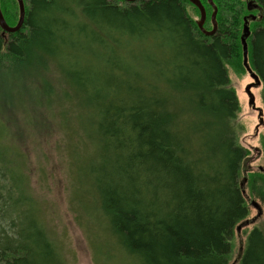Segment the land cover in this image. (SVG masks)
<instances>
[{
  "label": "trees",
  "instance_id": "1",
  "mask_svg": "<svg viewBox=\"0 0 264 264\" xmlns=\"http://www.w3.org/2000/svg\"><path fill=\"white\" fill-rule=\"evenodd\" d=\"M246 1L212 0L211 36L187 0H23L21 28L0 29V69L37 78L45 98L76 109L96 150L80 170L138 264H228L237 227L250 225L239 188L247 151L231 125L238 102L225 69L242 59V18L256 6L261 25L246 39L247 64L264 87V0ZM199 2L211 23L212 8ZM0 11L16 25V0H0ZM6 152L0 147V264H60ZM245 236L237 264H264V230Z\"/></svg>",
  "mask_w": 264,
  "mask_h": 264
},
{
  "label": "rangeland",
  "instance_id": "2",
  "mask_svg": "<svg viewBox=\"0 0 264 264\" xmlns=\"http://www.w3.org/2000/svg\"><path fill=\"white\" fill-rule=\"evenodd\" d=\"M243 1L246 8L247 1ZM210 14L206 13L204 24L207 31L212 29ZM248 16L255 17L253 21L248 20L250 34L253 23L256 27L261 25L262 12L249 10L242 18L239 40L243 19ZM190 17L197 22V10H190ZM228 27L234 37L231 43L235 45L234 30L238 25L233 22ZM231 63L234 64H225L227 87L235 93L238 102L231 125L236 131L237 144L247 151L239 173V188L249 207L247 220L250 222L232 241L233 252L228 264H237L245 234L253 227L264 230V214L257 215L259 210L252 206V203L264 206V87L251 89L253 109L245 93V87L253 81L243 68L242 59ZM34 69L41 74L43 67ZM10 74L0 69V147L7 151L9 168L24 180L27 191H23L32 197L34 216L54 245L60 264H138L120 247L99 208L98 194L89 176L80 170L94 158L96 150L92 139L79 128L76 109L56 97L45 98L33 85L37 78L24 79L17 71ZM256 108L261 110V115ZM257 179L263 185L256 183L252 189L251 184Z\"/></svg>",
  "mask_w": 264,
  "mask_h": 264
},
{
  "label": "bare ground",
  "instance_id": "3",
  "mask_svg": "<svg viewBox=\"0 0 264 264\" xmlns=\"http://www.w3.org/2000/svg\"><path fill=\"white\" fill-rule=\"evenodd\" d=\"M123 2H126V3H132V2H136L137 0H135V1H132V2H128V1H124V0H122ZM199 1V0H198ZM208 1V0H207ZM16 2H18L17 0H16ZM189 2V1H188ZM190 3V2H189ZM200 3V2H199ZM22 16H23V20H22V23H21V26H22V24H23V21H24V14H25V10H24V2H23V0H22ZM191 4V3H190ZM201 4V3H200ZM208 4H209V2H208ZM213 4V3H212ZM17 5H18V3H17ZM193 5V4H192ZM194 6V5H193ZM201 6H202V4H201ZM209 6L212 8V10H213V12H212V15H211V23H212V29L210 30V31H206L205 29H204V27H203V25H204V22H205V18H206V14H205V18H204V22L202 23L201 22V18H202V16H201V12H200V10L197 8V7H195L197 10H198V12H199V20L197 21V23H196V26H197V28L200 30V32L204 35V36H211L214 32H215V30H216V23H215V16H216V12H217V8L215 7V5L213 4V6H211L210 4H209ZM255 7V9L257 8L256 6H254ZM202 8H203V10H204V7L202 6ZM18 12H19V16H18V21H17V23H16V25L15 26H13V27H11V26H8L7 25V23L5 22V20H4V18H3V16H2V13H1V11H0V13H1V16H2V21H3V24L5 25V27L6 28H11V29H14L17 25H18V22H19V20H20V18H21V10H20V7L18 6ZM204 13H205V10H204ZM214 15V16H213ZM212 16H213V21H212ZM249 18L250 17H247V18H244L243 19V29H242V36H241V38H240V43H241V46H242V64H243V67H244V69H245V71L247 72V74L249 75V77L252 79V83L251 84H249V85H247L246 87H245V93H246V95H247V97H248V105L250 106V107H252L253 109H255V106H254V97H253V95H252V93H251V89L252 88H256L257 86H261L262 85V83H261V80L259 79V77L250 69V67L248 66V64H247V43H246V39L249 37V35H250V32H249V28H248V20H249ZM250 20H255V17H253V16H251V18H250ZM213 24L215 25V29H214V27H213ZM21 26L18 28V30L21 28ZM0 29H1V31H2V34H5V33H7V34H12V33H15V32H17L18 30H16V31H14V32H7V31H5V30H3L1 27H0ZM213 29H214V31H213ZM213 31V33L211 34V35H208V33L209 32H212ZM245 46V48H244V50H243V47ZM254 78H256L257 79V81H255V79ZM257 110H258V113H259V115H261V110H259L258 108H256ZM262 123V119H259V124H261ZM257 215H259V212H258V214ZM245 225H248V222L247 221H245V222H243L240 226H238L237 227V231L239 232Z\"/></svg>",
  "mask_w": 264,
  "mask_h": 264
},
{
  "label": "water",
  "instance_id": "4",
  "mask_svg": "<svg viewBox=\"0 0 264 264\" xmlns=\"http://www.w3.org/2000/svg\"><path fill=\"white\" fill-rule=\"evenodd\" d=\"M18 2V6L20 7V10H21V18H20V20H19V22H18V25L14 28V29H11V28H6L5 27V25L3 24V21H2V16H1V13H0V27L3 29V30H5V31H7V32H14V31H16V30H18V28L21 26V23H22V20H23V16H22V2H21V0H17ZM124 1H128V2H132V1H135V0H124ZM187 1H189L191 4H193L195 7H197L199 10H200V12L202 13L201 14V16H202V18H201V22L203 23L204 22V18H205V13H204V10H203V8H202V6H201V4L199 3V1L198 0H187ZM208 2H209V4L211 5V6H213V2H212V0H208ZM214 16V15H213ZM213 16H212V21H213ZM213 27H214V29H215V25L213 24ZM214 29H213V31H214ZM213 31L212 32H209L208 33V35H211L212 33H213ZM244 48H245V46L243 47V50H244ZM255 79V81H257V79L256 78H254Z\"/></svg>",
  "mask_w": 264,
  "mask_h": 264
},
{
  "label": "snow or ice",
  "instance_id": "5",
  "mask_svg": "<svg viewBox=\"0 0 264 264\" xmlns=\"http://www.w3.org/2000/svg\"><path fill=\"white\" fill-rule=\"evenodd\" d=\"M22 2V0H21ZM260 214H264V206L257 205Z\"/></svg>",
  "mask_w": 264,
  "mask_h": 264
},
{
  "label": "flooded vegetation",
  "instance_id": "6",
  "mask_svg": "<svg viewBox=\"0 0 264 264\" xmlns=\"http://www.w3.org/2000/svg\"><path fill=\"white\" fill-rule=\"evenodd\" d=\"M252 206H254V207L258 210V208H257V206L255 205V203H252Z\"/></svg>",
  "mask_w": 264,
  "mask_h": 264
}]
</instances>
